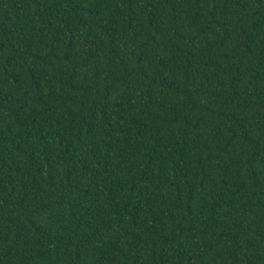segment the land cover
Listing matches in <instances>:
<instances>
[{"label": "trees", "instance_id": "1", "mask_svg": "<svg viewBox=\"0 0 264 264\" xmlns=\"http://www.w3.org/2000/svg\"><path fill=\"white\" fill-rule=\"evenodd\" d=\"M0 264H264V0H0Z\"/></svg>", "mask_w": 264, "mask_h": 264}]
</instances>
